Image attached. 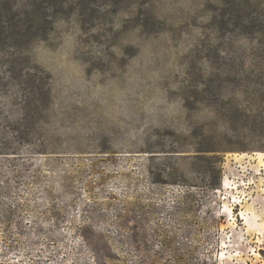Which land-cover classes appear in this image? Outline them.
<instances>
[{"label": "rangeland", "instance_id": "rangeland-1", "mask_svg": "<svg viewBox=\"0 0 264 264\" xmlns=\"http://www.w3.org/2000/svg\"><path fill=\"white\" fill-rule=\"evenodd\" d=\"M26 1L0 264H264V0Z\"/></svg>", "mask_w": 264, "mask_h": 264}, {"label": "trees", "instance_id": "trees-1", "mask_svg": "<svg viewBox=\"0 0 264 264\" xmlns=\"http://www.w3.org/2000/svg\"><path fill=\"white\" fill-rule=\"evenodd\" d=\"M30 9L31 6L26 0H0V50L6 47L23 48L34 36H37L36 31H31L34 24L30 20L35 9ZM8 72L10 74V70ZM8 77L9 75L6 79L3 78L4 81ZM137 228L138 224H133L134 231Z\"/></svg>", "mask_w": 264, "mask_h": 264}, {"label": "bare ground", "instance_id": "bare-ground-1", "mask_svg": "<svg viewBox=\"0 0 264 264\" xmlns=\"http://www.w3.org/2000/svg\"><path fill=\"white\" fill-rule=\"evenodd\" d=\"M255 158L259 160V162L264 163V153L263 152H256Z\"/></svg>", "mask_w": 264, "mask_h": 264}]
</instances>
